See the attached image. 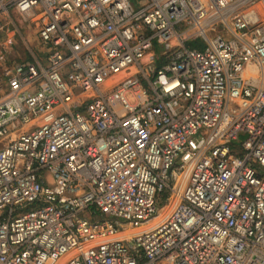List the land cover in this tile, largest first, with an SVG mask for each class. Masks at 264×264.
Instances as JSON below:
<instances>
[{
    "label": "built area",
    "instance_id": "built-area-1",
    "mask_svg": "<svg viewBox=\"0 0 264 264\" xmlns=\"http://www.w3.org/2000/svg\"><path fill=\"white\" fill-rule=\"evenodd\" d=\"M0 264H264V0H0Z\"/></svg>",
    "mask_w": 264,
    "mask_h": 264
},
{
    "label": "rangeland",
    "instance_id": "rangeland-1",
    "mask_svg": "<svg viewBox=\"0 0 264 264\" xmlns=\"http://www.w3.org/2000/svg\"><path fill=\"white\" fill-rule=\"evenodd\" d=\"M134 2L136 5H139L144 3L145 0H134ZM18 30L19 32L15 36V42L13 46L9 51H7L6 54H3L5 64L9 66L21 60L43 63L44 55L41 46L37 41L36 29L34 26H21L18 28ZM159 206L161 207V211L160 214L155 218V220L158 221L165 217L171 209V206L166 205V203H160ZM155 220L153 221L158 222ZM149 226H151V223ZM135 231L138 232L139 228H137Z\"/></svg>",
    "mask_w": 264,
    "mask_h": 264
},
{
    "label": "trees",
    "instance_id": "trees-1",
    "mask_svg": "<svg viewBox=\"0 0 264 264\" xmlns=\"http://www.w3.org/2000/svg\"><path fill=\"white\" fill-rule=\"evenodd\" d=\"M186 46L189 48H198L201 49L202 45L196 40V41H188L186 43Z\"/></svg>",
    "mask_w": 264,
    "mask_h": 264
},
{
    "label": "crops",
    "instance_id": "crops-1",
    "mask_svg": "<svg viewBox=\"0 0 264 264\" xmlns=\"http://www.w3.org/2000/svg\"><path fill=\"white\" fill-rule=\"evenodd\" d=\"M132 2L135 4L134 0H132ZM135 5H136V4H135ZM43 61H44V60H43ZM158 218H160V217H158ZM154 220H155V219H154ZM155 221H158V220H155ZM154 223H156V222L152 221V222H151V225L154 224ZM132 233H134V231H132Z\"/></svg>",
    "mask_w": 264,
    "mask_h": 264
}]
</instances>
